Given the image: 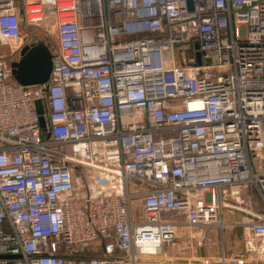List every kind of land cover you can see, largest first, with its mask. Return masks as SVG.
<instances>
[{"label":"built area","instance_id":"1","mask_svg":"<svg viewBox=\"0 0 264 264\" xmlns=\"http://www.w3.org/2000/svg\"><path fill=\"white\" fill-rule=\"evenodd\" d=\"M49 17V82L0 55V264H229L138 258L176 240L168 214L223 229L242 185L264 261V0H0V39Z\"/></svg>","mask_w":264,"mask_h":264},{"label":"crops","instance_id":"2","mask_svg":"<svg viewBox=\"0 0 264 264\" xmlns=\"http://www.w3.org/2000/svg\"><path fill=\"white\" fill-rule=\"evenodd\" d=\"M15 60H19L16 58ZM237 195H227L232 205L224 212L226 225L196 226L188 228L183 214L171 213L167 217L177 223L178 236L173 243L165 244L160 250L161 258L219 260L223 250L230 264L245 261V242L250 236V212L260 209V199L252 185L234 188Z\"/></svg>","mask_w":264,"mask_h":264},{"label":"water","instance_id":"3","mask_svg":"<svg viewBox=\"0 0 264 264\" xmlns=\"http://www.w3.org/2000/svg\"><path fill=\"white\" fill-rule=\"evenodd\" d=\"M28 39V38H27ZM26 39V40H27ZM199 48V44L196 45ZM53 53L49 46L39 42L25 44L20 50L19 60L12 62L13 72L16 80L25 86L45 84L49 82L53 71ZM198 64L202 65L203 60L201 52L197 51ZM40 115L43 108H37ZM41 124L45 126L43 116H41ZM20 255H0V258H14ZM139 261L157 262V263H220V260L205 259H182V258H161V257H140ZM227 263H233L228 262ZM241 264H264V261H241Z\"/></svg>","mask_w":264,"mask_h":264},{"label":"rangeland","instance_id":"4","mask_svg":"<svg viewBox=\"0 0 264 264\" xmlns=\"http://www.w3.org/2000/svg\"><path fill=\"white\" fill-rule=\"evenodd\" d=\"M54 25L55 24H54L53 18L51 17L46 19L42 24H30L28 20H26L25 18L23 19V31L28 37L29 43L42 42L46 44L47 46L56 48L57 43H56V32H55ZM18 45L20 46L19 42L12 41L10 44H5L0 39V55L6 54L8 56H11L14 59L20 58V48L23 45L20 46V48L16 50L15 48H17ZM11 49H14V51H12ZM184 49H185V46H184ZM179 51L180 49L177 48L175 50V53L178 55ZM166 54L171 63V66H173L174 65L173 51H167ZM68 150H69V147H68ZM261 163L262 165H264V161H262ZM138 208L139 206L137 207V209Z\"/></svg>","mask_w":264,"mask_h":264},{"label":"trees","instance_id":"5","mask_svg":"<svg viewBox=\"0 0 264 264\" xmlns=\"http://www.w3.org/2000/svg\"><path fill=\"white\" fill-rule=\"evenodd\" d=\"M49 48H50L51 50L54 49L53 47H50V46H49ZM189 52H190V50L188 51V53H189ZM99 255H101V252H100V251H96V250H94V249H90V250L87 252V254H86L87 258H90V257H93V256H99Z\"/></svg>","mask_w":264,"mask_h":264},{"label":"flooded vegetation","instance_id":"6","mask_svg":"<svg viewBox=\"0 0 264 264\" xmlns=\"http://www.w3.org/2000/svg\"><path fill=\"white\" fill-rule=\"evenodd\" d=\"M29 43V41L26 43V44H28ZM32 43V42H31ZM9 57H11V56H9ZM12 58V57H11ZM14 59V58H13Z\"/></svg>","mask_w":264,"mask_h":264},{"label":"bare ground","instance_id":"7","mask_svg":"<svg viewBox=\"0 0 264 264\" xmlns=\"http://www.w3.org/2000/svg\"><path fill=\"white\" fill-rule=\"evenodd\" d=\"M2 41H3V39H2Z\"/></svg>","mask_w":264,"mask_h":264}]
</instances>
